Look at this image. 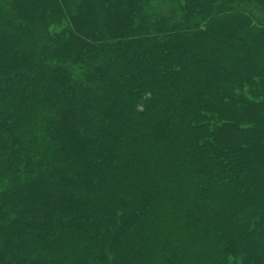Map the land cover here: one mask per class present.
I'll return each mask as SVG.
<instances>
[{"label": "trees", "instance_id": "16d2710c", "mask_svg": "<svg viewBox=\"0 0 264 264\" xmlns=\"http://www.w3.org/2000/svg\"><path fill=\"white\" fill-rule=\"evenodd\" d=\"M0 264H264V0H0Z\"/></svg>", "mask_w": 264, "mask_h": 264}]
</instances>
